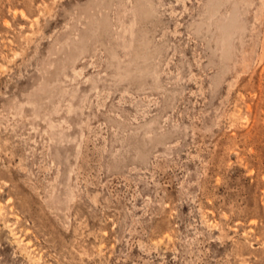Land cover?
Returning a JSON list of instances; mask_svg holds the SVG:
<instances>
[{"label":"rangeland","instance_id":"1","mask_svg":"<svg viewBox=\"0 0 264 264\" xmlns=\"http://www.w3.org/2000/svg\"><path fill=\"white\" fill-rule=\"evenodd\" d=\"M0 264H264V0H0Z\"/></svg>","mask_w":264,"mask_h":264}]
</instances>
